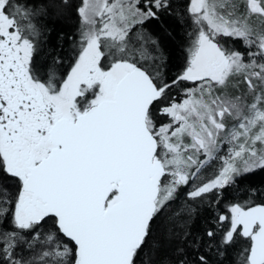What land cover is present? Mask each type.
<instances>
[{
    "label": "snow or ice",
    "instance_id": "1",
    "mask_svg": "<svg viewBox=\"0 0 264 264\" xmlns=\"http://www.w3.org/2000/svg\"><path fill=\"white\" fill-rule=\"evenodd\" d=\"M172 8L81 0L73 63L41 74L47 8L0 0V264H137L161 213L186 244L177 264H210L238 239V264H264V198L225 199L264 172V0H187L175 76L144 28ZM202 206L211 226L193 236Z\"/></svg>",
    "mask_w": 264,
    "mask_h": 264
},
{
    "label": "trees",
    "instance_id": "2",
    "mask_svg": "<svg viewBox=\"0 0 264 264\" xmlns=\"http://www.w3.org/2000/svg\"><path fill=\"white\" fill-rule=\"evenodd\" d=\"M34 2L47 8L46 15L39 21V24L44 28L45 36L38 41L39 47L35 66L41 74H44L53 59L59 56L63 63L58 65V72L66 74L73 63L79 46V17L76 9L80 6L81 0H34ZM172 3L171 11L173 14H162L159 20L146 23L144 28L159 42L166 58V70L170 75L175 76L186 61L188 37L193 29L190 24H186L182 19L187 0H172ZM231 43L229 41V44ZM235 47L240 49L241 43L236 41ZM162 121L164 120L159 122ZM185 191H187L186 188L182 189L181 199H177L171 205L172 212L180 208ZM258 192H264V172L250 175L240 181L238 186L228 188L225 192V199L243 201L249 199L251 193V199L258 202L264 198L258 196L256 194ZM223 208L224 203L222 202L220 209L223 210ZM172 212L167 213V215L171 216ZM213 214L214 212L206 206H202L197 211V214L188 221L193 236H203L205 230L211 226L209 221ZM164 216L165 213H161L154 221L153 232L141 250V255L137 257V264H142L148 260L151 261V264H177L178 260L181 259L177 249L186 247V244L179 236H169L173 230V223L165 221ZM48 223L44 225V231L48 230ZM175 225V232L179 233L182 227L181 221L176 220ZM244 247L243 240L238 239L235 246L229 248L227 257L218 256L214 252L205 254L208 255L210 264H238V253ZM201 252H205V250L202 248ZM194 255L191 249H187L189 260L193 259Z\"/></svg>",
    "mask_w": 264,
    "mask_h": 264
},
{
    "label": "rangeland",
    "instance_id": "3",
    "mask_svg": "<svg viewBox=\"0 0 264 264\" xmlns=\"http://www.w3.org/2000/svg\"><path fill=\"white\" fill-rule=\"evenodd\" d=\"M237 94H238V93H237ZM160 120H164V121H162V122H167V118H165V117H160V118H159V121H160ZM223 150L226 151V150H227V146H224V149H223ZM211 172H212V169L209 168V169H207V171H206L205 173H203V175H210Z\"/></svg>",
    "mask_w": 264,
    "mask_h": 264
}]
</instances>
